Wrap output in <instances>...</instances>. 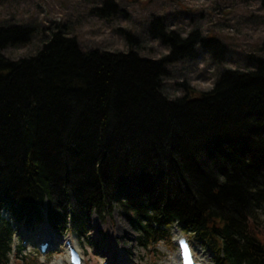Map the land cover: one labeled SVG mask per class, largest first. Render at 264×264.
I'll list each match as a JSON object with an SVG mask.
<instances>
[{
    "label": "trees",
    "instance_id": "trees-1",
    "mask_svg": "<svg viewBox=\"0 0 264 264\" xmlns=\"http://www.w3.org/2000/svg\"><path fill=\"white\" fill-rule=\"evenodd\" d=\"M95 10L118 12L110 0ZM148 30L167 54L141 55L130 31L129 49L112 51L56 29L35 54L13 59L2 51L29 43L36 27L0 25V264L10 260V220L82 239L114 209L141 245L170 239L177 225L219 264H264L254 229L264 203V59L223 68L199 96L180 82L185 92L171 97L169 64L202 51L221 63L227 47L198 28L182 36L163 18Z\"/></svg>",
    "mask_w": 264,
    "mask_h": 264
},
{
    "label": "rangeland",
    "instance_id": "rangeland-1",
    "mask_svg": "<svg viewBox=\"0 0 264 264\" xmlns=\"http://www.w3.org/2000/svg\"><path fill=\"white\" fill-rule=\"evenodd\" d=\"M104 0H0V25L33 24L36 32L27 44L8 46L2 53L9 58L33 55L56 29L74 35L84 48L126 51L129 43L125 32L130 31L137 44L133 49L141 55L160 58L168 47L148 30V22L164 19L169 29L186 36L198 30L216 37L227 47L223 62H214L209 52L202 51L194 59H179L167 66L164 91L169 96H180L185 91L179 85L185 82L192 96L211 88L223 68H252L247 55L264 59V4L262 0H110L118 12L110 15L95 10ZM254 229L264 240V203L257 207ZM1 215L8 219L3 211ZM13 238L21 241L23 233L37 239L42 233H52L56 238L45 253L33 246V240L21 252V257L8 253V264H52L61 260L67 264L62 236L45 225L33 230V235L21 222L10 220ZM256 226V228H255ZM184 233L177 225L170 230V239L141 245L139 232L132 227L125 214L114 209L111 215L94 217L86 237L80 239L66 231L84 254L83 264H178L174 237ZM191 236L196 256L203 264H219L209 247ZM38 243L35 242V245ZM113 259V260H112Z\"/></svg>",
    "mask_w": 264,
    "mask_h": 264
},
{
    "label": "bare ground",
    "instance_id": "bare-ground-1",
    "mask_svg": "<svg viewBox=\"0 0 264 264\" xmlns=\"http://www.w3.org/2000/svg\"><path fill=\"white\" fill-rule=\"evenodd\" d=\"M52 264H62V262H61V260L59 259V260H54V261L52 262Z\"/></svg>",
    "mask_w": 264,
    "mask_h": 264
}]
</instances>
